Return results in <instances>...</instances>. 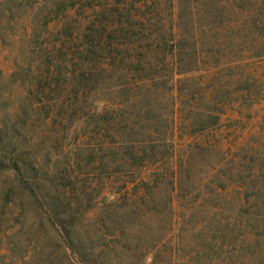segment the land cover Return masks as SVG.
<instances>
[{
  "label": "trees",
  "instance_id": "16d2710c",
  "mask_svg": "<svg viewBox=\"0 0 264 264\" xmlns=\"http://www.w3.org/2000/svg\"><path fill=\"white\" fill-rule=\"evenodd\" d=\"M168 1L0 0V49L9 36L33 46L38 74L28 82L62 88L69 63L82 72L92 133L85 165L97 182L85 187L90 208L154 215L180 234L210 232L222 241L215 254L228 241L225 255L238 264L230 260L264 251V115L245 134L226 116L243 103L217 96L209 57L198 50L195 6L176 0L168 20ZM225 126L237 135L228 143L175 141Z\"/></svg>",
  "mask_w": 264,
  "mask_h": 264
},
{
  "label": "rangeland",
  "instance_id": "374dc122",
  "mask_svg": "<svg viewBox=\"0 0 264 264\" xmlns=\"http://www.w3.org/2000/svg\"><path fill=\"white\" fill-rule=\"evenodd\" d=\"M190 1L198 50L209 57L218 98L243 103L226 116L241 120L243 134L255 130L264 115V0ZM164 4L174 19L176 0ZM10 37L0 49V264H230L228 241L218 257L213 246L222 241L210 240V232L180 234L154 215L88 206L85 187L97 182L85 165L92 133L82 72L69 63L62 88L53 89L57 80L28 82L38 74L36 63L29 64L38 52ZM234 135L225 126L215 136L176 134L175 141L228 143ZM230 261L264 264V251Z\"/></svg>",
  "mask_w": 264,
  "mask_h": 264
}]
</instances>
